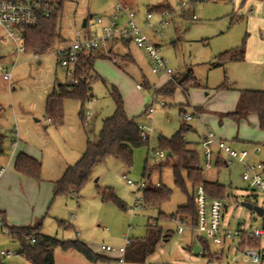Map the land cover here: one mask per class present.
Masks as SVG:
<instances>
[{
  "label": "rangeland",
  "instance_id": "1",
  "mask_svg": "<svg viewBox=\"0 0 264 264\" xmlns=\"http://www.w3.org/2000/svg\"><path fill=\"white\" fill-rule=\"evenodd\" d=\"M119 1L129 6L142 27L151 10L170 6L176 13L162 28V16L152 12L155 29H145L159 56L173 72L167 84L175 86L173 95H156L169 77L153 72L154 63L145 51L134 43L127 47L123 41L110 42L107 47L114 50L111 59L94 54L92 100L83 103L66 99L63 124L49 123L48 96L58 91L59 85L72 82L71 75L61 66L57 51L71 47L79 34L99 33L98 18L109 25ZM182 2L187 0H65L59 24L61 38L49 52L22 53L17 57L14 49L0 47V135L5 137L0 166L7 168L0 180V211L5 212V223L0 219L4 225L0 229V251H22L20 242L9 235L6 225L22 228L42 223L45 235L59 234L60 239L65 235L69 236L68 240L83 238L84 242L92 243L90 247L95 253L111 257L115 254L102 251L103 245L122 247L126 238L136 243L146 237L151 224L169 232L170 237L168 242L157 246L145 264H253L238 238L222 246L209 241L207 257L194 253L200 238L190 232L178 234V224L169 219L189 202L188 196L175 185L171 168L175 160L170 159L168 165L169 160L159 159L155 154L162 150L168 155V151L160 148L159 140H170L185 124L181 108L196 113L186 124L191 129L185 132L184 139L189 149L198 153L204 179L218 182L232 194L225 203L224 225L236 230L245 223L248 232L261 228L262 218L242 204L247 201L264 209V196L248 188L238 163L224 169L214 164L208 170L201 138L205 127L210 128L217 139H223L237 151H248L251 156L247 162L264 163V131L257 117L252 115L240 125L231 118H221V114L235 110L240 91H264V4L261 0L197 2L184 15L180 14ZM118 23L126 24L124 15ZM242 48L245 49L243 61L229 60L231 54ZM6 73L11 75L10 82L3 78ZM189 74L197 87L186 93L178 83ZM114 90L121 95L128 117L144 127L149 145L134 150L131 167L116 159L97 166L79 198H54L52 183L81 159L88 141L99 140L104 121L114 115L117 109ZM162 102L165 107L159 105ZM152 104L156 110L150 114ZM257 149L259 153L254 152ZM21 153L42 164L40 181L23 177L15 170V160ZM146 166L152 173L149 178L143 177ZM124 175L135 183L162 184L172 191L170 200L161 207H146L142 203L135 208L143 191L131 188ZM183 178L192 197L193 186L185 173ZM106 188L124 202L125 211L115 203L102 202L99 191ZM60 221L73 224L75 229H61ZM255 249L261 252V264H264V239ZM0 260L4 264H26L21 256ZM111 264L120 263L112 260Z\"/></svg>",
  "mask_w": 264,
  "mask_h": 264
},
{
  "label": "trees",
  "instance_id": "2",
  "mask_svg": "<svg viewBox=\"0 0 264 264\" xmlns=\"http://www.w3.org/2000/svg\"><path fill=\"white\" fill-rule=\"evenodd\" d=\"M263 1V0H261ZM60 8L52 14L48 19L42 20L36 27L27 29L24 36L26 42V53L43 54L49 52L55 43L61 38L59 32V24L62 16L63 5L65 0H59ZM159 14L174 11L170 6H161L155 10ZM186 15V12L183 13ZM245 59V49L229 56V60L243 61ZM94 69V53L90 56L81 57L78 68L76 69L74 81L68 85H59L58 91L49 95L46 101V118L55 125H60L64 119V101L66 99L80 100L83 103L90 101L92 95L91 72ZM194 78L191 74L179 81L178 85L183 87L188 93L189 89L197 87L193 83ZM222 88L227 89L225 85ZM175 86L167 85L156 92L158 97L172 96ZM117 109L114 115L107 118L103 123L99 140L96 143L88 141L87 148L81 159L73 166H70L61 179L54 184L53 197H76L79 198L81 191L91 180L94 170L97 166L105 164L110 159H116L127 167L133 165V153L135 149L148 146L150 140L143 139L141 129L135 119H131L125 112L124 102L117 90H114ZM184 108H181V113ZM255 115L261 130L264 131V91H240L239 100L233 112L221 114V118H231L236 124L240 125L242 121L247 120L250 116ZM83 118V113H81ZM191 128L182 125L180 130L169 140L161 138L159 146L161 149L168 151L166 160H175L171 165L174 173L175 185L180 188L189 198L186 206L178 209L176 215L180 218H190L192 224H197V213L195 207V193L199 186L203 185L206 194L212 199L226 201L232 196L224 186L218 182H209L204 179L203 169L200 166L199 155L195 150L189 149L184 139V134ZM5 137L0 135V157L4 155ZM162 150L158 151L161 152ZM220 168L221 166L218 165ZM15 170L22 176L36 181L41 180L42 164L32 156L21 153L15 160ZM151 172L147 166L144 169L143 177H148ZM186 174L188 181L193 186V195L189 196L186 189L183 174ZM172 191L165 188L162 184L159 186L148 185L143 192V204L146 207H161L170 200ZM99 196L104 203H115L120 209L126 210V206L117 195L110 189H102ZM163 216V215H162ZM186 216V217H185ZM164 217V216H163ZM170 217L169 219H172ZM0 219L5 223V217L0 214ZM59 225L63 230L74 229L71 224L60 221ZM9 235L18 240L21 244L22 251L20 254L26 261L32 264H55V250L60 249L63 252L74 251L82 255L88 262L97 264L110 261L109 258L95 253L87 244L79 240L61 241L56 237L45 235L42 232V223L34 226L26 227H9L7 226ZM170 237L169 232H164L157 225H148L146 237L133 243L131 241L127 248L125 260L128 262L143 264L148 257L156 252L157 246ZM35 240V242H33ZM199 243L205 248L206 252L203 257L208 254V242L200 238ZM259 241H252L251 247L255 248ZM218 256V255H217ZM216 256V257H217ZM213 258V257H212ZM218 258L221 259L219 255ZM0 259H3L0 257ZM0 264H4L0 260Z\"/></svg>",
  "mask_w": 264,
  "mask_h": 264
},
{
  "label": "built area",
  "instance_id": "3",
  "mask_svg": "<svg viewBox=\"0 0 264 264\" xmlns=\"http://www.w3.org/2000/svg\"><path fill=\"white\" fill-rule=\"evenodd\" d=\"M207 1L235 3L237 0H187V3L182 2L181 4L180 14L186 12L189 6L197 2ZM262 2L264 3V0ZM59 8V0H0V47L14 49L17 57L22 53H26L24 36L26 30L36 27L42 20L50 18ZM123 15L126 18V24H119L118 21ZM175 15V12H164L161 14L163 18L161 22L162 28L167 26ZM152 19V13L149 12L145 20V26H140L136 21V14L119 1L109 25H105L103 20L98 18L96 23L100 28L99 33L79 34L77 41L71 47L57 51L61 66L67 70L68 76L71 75V81L77 83L74 80V75L81 57L90 56L98 50L106 48L110 42L121 40L134 43L137 48L145 51L154 63L155 68L153 72L155 74L163 73L168 76L169 79L165 84H169L173 72L168 69L167 62L159 56L157 46L153 45L145 34V29H155V26L151 23ZM193 19L196 20L195 15H193ZM3 78L7 82L11 81V75L8 73L4 74ZM159 105L161 107L166 106L164 102ZM155 110L156 107L152 104L149 108V113L153 114ZM181 114L185 124H189L197 116L196 113L186 110H183ZM88 116L89 114H87L86 119ZM140 129L142 131V138L150 140L144 127L140 126ZM202 146L208 170L213 169L214 164L216 167L220 165V168H230L235 163H238L242 166V180L247 184L248 188L264 196V163L251 164L247 162V159L251 156L248 151H237L228 142L217 139L215 134L207 127L204 130ZM254 152L259 153L260 149ZM155 155L159 159H166V155L163 152H156ZM6 171V167L0 166V180ZM123 179L131 188L142 190L143 192L148 187L145 181L135 183L129 180L127 175H124ZM226 201L210 198L206 194L203 185L199 186L195 193L197 224L194 226L188 218L174 216L172 220L178 224L177 233L183 235L186 232H190L196 235L198 240L202 238L207 242L211 241L216 246H222L224 243L238 238L241 243L240 247L245 251L251 262L253 264H261L263 257L261 252L252 248L250 244L254 240L262 241L264 239V216L262 217L263 225L261 228L253 232H248L245 229V223H242L236 230L231 229L224 225ZM142 203L143 197L137 198L135 208H139ZM130 211L134 213V209ZM3 228L4 225L0 222V229ZM130 243L131 240L126 238L125 244L122 247L103 245L101 249L104 252L119 255V261L125 263L127 248ZM199 246V253L203 255L206 250L201 244ZM14 256L23 257L20 253L0 251V257L3 259ZM26 264L32 263L26 261Z\"/></svg>",
  "mask_w": 264,
  "mask_h": 264
},
{
  "label": "crops",
  "instance_id": "4",
  "mask_svg": "<svg viewBox=\"0 0 264 264\" xmlns=\"http://www.w3.org/2000/svg\"><path fill=\"white\" fill-rule=\"evenodd\" d=\"M122 1H126V0H122ZM127 3H128V1H127ZM263 3V2H262ZM264 4V3H263ZM129 7V6H128ZM161 15V14H160ZM86 27H87V25H86ZM121 40H118V41H113V43H115V42H120ZM125 44H126V46L128 47L129 46V42H126V41H123ZM108 46V45H107ZM103 52L102 54H100V52ZM98 53V55H100L101 57H105V58H110L111 59V57H113L114 56V50H113V47L112 46H109V47H106V48H102V49H100V50H98L97 52H95L94 54H97ZM109 55V56H108ZM126 58H128V57H126ZM164 86H167L166 84L164 85ZM163 86V87H164ZM151 106V105H150ZM150 108V107H149ZM48 122L50 123V121L48 120ZM258 122V121H257ZM63 124V122L60 124V125H58V126H61ZM203 140V136H202V138H201V141ZM219 140H221V138H219ZM223 140V139H222ZM224 141V140H223ZM193 150V149H192ZM84 154V153H83ZM83 156V155H82ZM81 156V157H82ZM70 167V166H69ZM68 167V168H69ZM67 168V169H68ZM66 169V170H67ZM220 169H224V168H220ZM65 170V171H66ZM65 171H64V173H65ZM63 173V174H64ZM152 173H150L149 174V176H148V178L150 177V175H151ZM63 176V175H62ZM61 176V177H62ZM24 177V176H23ZM61 177L59 178V179H61ZM59 179H57L56 181H54L52 184H53V188H54V184H55V182H57ZM231 185H232V183H231ZM230 192V191H229ZM230 194H231V192H230ZM232 195V194H231ZM246 203H249V202H247L246 201ZM251 204V203H250ZM253 204V203H252ZM254 206H257V205H255V204H253ZM258 207V206H257ZM262 215H260V214H258L261 218L264 216V209L262 208ZM253 211V210H252ZM253 212H255V211H253ZM0 214L1 215H3L4 217H5V212L4 211H0ZM263 221V220H262ZM72 226H73V228L75 229V226L73 225V224H71ZM108 230V229H107ZM59 237V240H61V241H66V240H68V238H69V236L67 237V236H65V235H62V237H61V239H60V236H59V234H57V237L56 238H58ZM81 237H82V235H81ZM82 239V240H81ZM81 239H79V238H77V240H79V241H81V242H83V243H85V244H87L89 247L91 246V242L90 241H88V240H86L85 242L83 241V240H85V239H83V238H81ZM162 242H168V239H164ZM200 243H199V241L197 242V244L195 245V248H196V246L197 245H199ZM91 248V247H90ZM190 248V247H189ZM188 248V249H189ZM194 248V249H195ZM92 249V248H91ZM199 253V252H198ZM99 254V253H98ZM101 255V254H100ZM102 256H105V257H107V258H109L110 259V261H108V262H104V263H97V264H111V262H112V260H114V261H118L120 264H138V263H133V262H128V261H125V263H121L120 261H119V258H120V256L119 255H117V254H115L114 256H107V255H104V254H102ZM146 263V262H145ZM145 263H143V264H145ZM55 264H93V263H90V262H88L82 255H80L79 253H77V252H74V251H69V252H63V251H61L60 249H56L55 250Z\"/></svg>",
  "mask_w": 264,
  "mask_h": 264
},
{
  "label": "water",
  "instance_id": "5",
  "mask_svg": "<svg viewBox=\"0 0 264 264\" xmlns=\"http://www.w3.org/2000/svg\"><path fill=\"white\" fill-rule=\"evenodd\" d=\"M86 23L87 22H85L83 25L84 28H86ZM242 205L245 206L249 210L255 211L257 214L262 215V211H263L262 208L254 206L253 204H250V203H243ZM199 249H200V246L197 245L196 248L194 249V253L198 254Z\"/></svg>",
  "mask_w": 264,
  "mask_h": 264
}]
</instances>
